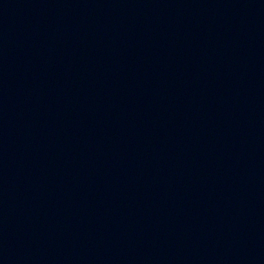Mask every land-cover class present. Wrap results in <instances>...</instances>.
Returning a JSON list of instances; mask_svg holds the SVG:
<instances>
[{
	"label": "water",
	"instance_id": "water-1",
	"mask_svg": "<svg viewBox=\"0 0 264 264\" xmlns=\"http://www.w3.org/2000/svg\"><path fill=\"white\" fill-rule=\"evenodd\" d=\"M0 264H264V0H0Z\"/></svg>",
	"mask_w": 264,
	"mask_h": 264
}]
</instances>
